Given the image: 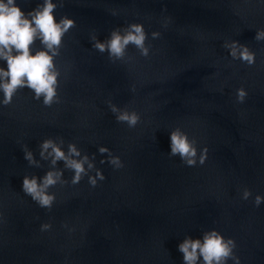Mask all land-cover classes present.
Masks as SVG:
<instances>
[{"label":"water","instance_id":"1","mask_svg":"<svg viewBox=\"0 0 264 264\" xmlns=\"http://www.w3.org/2000/svg\"><path fill=\"white\" fill-rule=\"evenodd\" d=\"M42 2L17 0L25 13ZM54 16L76 22L55 59L61 103L45 107L24 88L0 105V264H183L178 245L211 230L236 242L240 264H264V203L254 206L264 197V42L254 39L264 29V0H64ZM131 23L144 26L148 58L129 46L133 60L112 63L92 48L93 34L103 41ZM226 41L246 45L255 64L233 60ZM109 100L138 112L141 123H117ZM176 127L196 138L198 151L207 147L203 166L169 157ZM58 137L64 151L74 143L95 155L105 180L73 186L74 173L64 170L69 184L49 190L56 202L48 211L23 193L22 181L46 174L39 145ZM24 145L42 167L28 165ZM99 147L123 167L101 164ZM44 223L52 229L41 232Z\"/></svg>","mask_w":264,"mask_h":264},{"label":"clouds","instance_id":"2","mask_svg":"<svg viewBox=\"0 0 264 264\" xmlns=\"http://www.w3.org/2000/svg\"><path fill=\"white\" fill-rule=\"evenodd\" d=\"M63 5L64 0H58L57 3L53 0H43L32 11L25 13L18 6L17 0H0V61H6L7 64L6 69L0 67V92L3 93L0 105H11L17 92L24 88L34 93L35 100L42 99L45 107L61 103L58 93L61 72L55 59L61 54L64 36L76 27V22L67 16H62L59 22L56 21L54 12L58 6ZM112 15L117 13L113 11ZM168 23L170 19H166L163 26L166 28ZM160 35L159 32L151 33L152 39H158ZM147 39L143 24L131 23L126 27L114 29L103 41L93 34L90 42L92 48L99 53H107L112 63H129L133 60L128 54L129 46L134 47L140 56L149 57L151 45L146 46ZM254 39L264 42V29L257 30ZM37 40L40 41L42 50H37L33 55L32 46ZM223 47L229 51L233 60H239L247 66H253L256 62V54L238 41H226ZM131 91H136L134 86ZM247 95L243 87L237 89L236 102L244 103ZM107 103L117 123L126 124L129 129H134L141 123V115L135 110L122 109L111 100ZM64 144L62 137L55 140L45 139L39 145V157L42 161L50 162L49 170L43 177L24 176L22 181L23 193L40 208L48 211L52 210L56 202V195L49 190L57 185L63 187L69 184V181L63 178L64 170L74 173L70 181L73 186L78 185L85 177L93 188L98 182L105 180L102 171L96 168L95 155L90 158L88 154H82L74 143H69L67 151H64ZM197 145L196 138H190L180 127H176L170 132L169 157H179L187 167L203 166L207 160L208 149L205 147L198 151ZM22 151L30 167H42L27 145L22 147ZM98 152L107 156L106 161H100L101 164L107 162L114 170L123 167L120 157L113 155L107 147H99ZM59 162H63V169L57 167ZM251 196L250 190L243 189V200H248ZM262 203L264 197L256 195L254 206L259 207ZM62 227L69 232L74 231L66 223ZM51 229L50 223H44L40 231L48 232ZM236 247L233 239H226L218 231L211 230L205 231L202 238L193 239L186 236L178 245V251L183 255V264H228L229 260L233 261V264H240V259L235 254Z\"/></svg>","mask_w":264,"mask_h":264}]
</instances>
